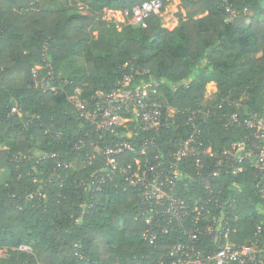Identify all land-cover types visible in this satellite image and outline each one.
<instances>
[{
	"label": "trees",
	"instance_id": "1",
	"mask_svg": "<svg viewBox=\"0 0 264 264\" xmlns=\"http://www.w3.org/2000/svg\"><path fill=\"white\" fill-rule=\"evenodd\" d=\"M45 1L0 0V171L9 172L0 184V248L7 249L0 264H167L163 254L176 234L145 241L147 226L131 190L111 186L86 195L76 182L87 178L90 166L64 168L35 154L71 158L86 126L68 95L109 91L131 68L138 72L135 82L156 83L158 100L177 112V126L155 136L162 152L186 137L187 111L195 108L208 112L204 137L213 148L240 139L246 130L231 125L230 115H264V0H180L174 28L152 13L144 25H124L116 37L101 12L131 14L150 0ZM168 3L162 0L160 13ZM78 55L83 67L61 76V63ZM43 56L55 70L57 92L31 86L32 67ZM209 83L216 90L207 98ZM13 106L20 111L11 113ZM133 135L137 143L154 134ZM214 182L220 199L230 201V215H237L231 239L246 241L257 225L264 228V201L247 162L237 175Z\"/></svg>",
	"mask_w": 264,
	"mask_h": 264
},
{
	"label": "built area",
	"instance_id": "2",
	"mask_svg": "<svg viewBox=\"0 0 264 264\" xmlns=\"http://www.w3.org/2000/svg\"><path fill=\"white\" fill-rule=\"evenodd\" d=\"M161 8L162 0L136 6L131 12L133 21L144 25L145 19L152 13L160 14ZM46 59L43 56L41 63L32 67L31 86L57 92L59 82ZM137 74L131 68L122 73L114 88L97 89L89 97L75 89L68 100L86 129L72 144V157L46 150L35 156L38 160L55 159L57 166L64 168L90 166L87 178L76 182L86 195L111 186L131 190L137 197L138 216L147 226L145 241L155 244L159 237L176 234L163 254L167 264H264V228L257 225L246 241L231 239L238 233L233 225L237 215H230V201L220 199L214 182L225 173L237 175L247 162L264 201V115L231 114L229 123L242 125L246 132L228 147L215 149L204 137L208 112L188 110L186 137L175 140L172 150L162 152L155 136L162 129L177 126V112L164 108L158 100L156 83L135 82ZM10 111L20 109L13 106ZM127 123L131 127L122 131ZM136 130L154 135L133 143L130 139ZM55 134L59 138L60 133Z\"/></svg>",
	"mask_w": 264,
	"mask_h": 264
},
{
	"label": "rangeland",
	"instance_id": "3",
	"mask_svg": "<svg viewBox=\"0 0 264 264\" xmlns=\"http://www.w3.org/2000/svg\"><path fill=\"white\" fill-rule=\"evenodd\" d=\"M72 1H78L80 3V6L84 4V2L80 0H57L59 4L70 3ZM42 3L45 5L46 1L43 0ZM179 4H180V0H169V3L165 6L163 12L160 13L163 27L167 29H172L177 25L178 19L176 16V12L179 8ZM100 17L108 22L107 29L109 31V34L113 35V37L117 36V33L120 32L121 28L124 25L128 23L136 24L135 21H133L132 14L130 13L126 14L125 12H121L117 10L104 9L101 12ZM82 67H83V58L79 55L73 56L61 63V65L59 66L58 73L61 76L72 75L74 71ZM214 86L215 85L213 83H209L207 85L205 97L207 98L212 97L213 93L215 92L213 88ZM8 174H9L8 171H4V170L0 171V184L5 181V179L8 177ZM6 255H7V249L0 248V258L5 257ZM114 264H119V262L116 260Z\"/></svg>",
	"mask_w": 264,
	"mask_h": 264
},
{
	"label": "crops",
	"instance_id": "4",
	"mask_svg": "<svg viewBox=\"0 0 264 264\" xmlns=\"http://www.w3.org/2000/svg\"><path fill=\"white\" fill-rule=\"evenodd\" d=\"M213 88H214V91H215L216 90V87L214 86Z\"/></svg>",
	"mask_w": 264,
	"mask_h": 264
}]
</instances>
